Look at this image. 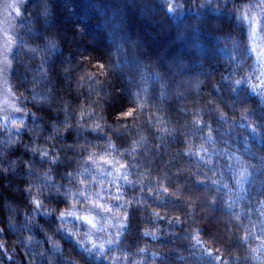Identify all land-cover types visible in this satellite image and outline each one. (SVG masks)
Returning <instances> with one entry per match:
<instances>
[{"label":"clouds","instance_id":"1","mask_svg":"<svg viewBox=\"0 0 264 264\" xmlns=\"http://www.w3.org/2000/svg\"><path fill=\"white\" fill-rule=\"evenodd\" d=\"M0 264H264V0H0Z\"/></svg>","mask_w":264,"mask_h":264}]
</instances>
